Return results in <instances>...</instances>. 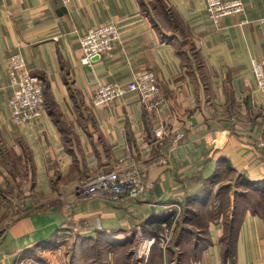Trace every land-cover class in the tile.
<instances>
[{
	"label": "crops",
	"instance_id": "obj_1",
	"mask_svg": "<svg viewBox=\"0 0 264 264\" xmlns=\"http://www.w3.org/2000/svg\"><path fill=\"white\" fill-rule=\"evenodd\" d=\"M242 2L214 25L203 0H0V264L36 250L48 264H264V196H242L264 183V92L251 71L264 0ZM109 22L119 40L81 64L80 36ZM14 53L43 81L33 124L9 117ZM146 69L158 81L147 103L129 93L93 105L98 84ZM120 158L146 169L134 201L77 191Z\"/></svg>",
	"mask_w": 264,
	"mask_h": 264
},
{
	"label": "built area",
	"instance_id": "obj_2",
	"mask_svg": "<svg viewBox=\"0 0 264 264\" xmlns=\"http://www.w3.org/2000/svg\"><path fill=\"white\" fill-rule=\"evenodd\" d=\"M203 2L205 14L214 25H218L225 17L244 12L242 0H203ZM257 21L264 24V17ZM119 37V29L114 22L87 28L79 39L80 63L91 65L96 59L102 58L113 49ZM251 71L257 89L264 92V57L251 61ZM8 78L11 86V96L7 103L10 120L15 125L33 124L43 113L42 79L29 72L27 63L20 53H14L9 57ZM157 90L158 81L155 71L146 69L123 84L116 82L98 84L92 94V103L95 106L105 105L129 93L135 94L143 103H147ZM162 134L161 128L155 131L156 137H161ZM182 136L179 132L174 138L179 140ZM145 170V166L141 163L120 158L110 170L99 172L81 183L77 191L99 196L113 203L134 201L146 189ZM171 206L174 213L169 220L175 222L183 212V207L180 204ZM163 226L166 224L163 223ZM159 236L168 239L165 233ZM141 250L143 256L149 249L145 246Z\"/></svg>",
	"mask_w": 264,
	"mask_h": 264
},
{
	"label": "rangeland",
	"instance_id": "obj_3",
	"mask_svg": "<svg viewBox=\"0 0 264 264\" xmlns=\"http://www.w3.org/2000/svg\"><path fill=\"white\" fill-rule=\"evenodd\" d=\"M244 188H246V193H242V196H245L251 202L257 201L262 196H264V183L263 184H259L258 186L254 185L253 183H251V184H248V185H244ZM227 196H228V193L223 190V191H221V195H220L219 200H217L218 202H221V203L223 202V211H224L225 214H226L227 208L229 207L228 206V201H227L229 196L228 197ZM233 196H235V199L236 198L239 199L240 194H236V195L233 194ZM230 211H231L230 209H229V212L227 210V214L226 215H230ZM175 222H174L175 224L173 226L176 227V226H178V222H177V220ZM66 236H68V234L65 233V232H62L60 237H59L58 243H63V241H65V239H66ZM138 236H140L139 238L142 237L141 234L138 235ZM159 239H160L159 234H157L156 236L153 237V240L155 242L159 241ZM53 243L55 244V242H53ZM34 252H35L34 254H29L28 256L24 257V260H20L16 264H48V259L49 258H48V255L46 253L43 254L42 250H36Z\"/></svg>",
	"mask_w": 264,
	"mask_h": 264
}]
</instances>
